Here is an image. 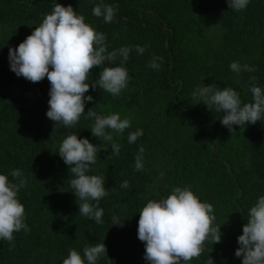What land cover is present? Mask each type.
Instances as JSON below:
<instances>
[{
	"label": "trees",
	"instance_id": "obj_1",
	"mask_svg": "<svg viewBox=\"0 0 264 264\" xmlns=\"http://www.w3.org/2000/svg\"><path fill=\"white\" fill-rule=\"evenodd\" d=\"M101 2L116 9L113 22L93 14ZM57 3L71 5L103 33L109 52L132 49L123 64L132 78L128 87L118 97L90 88L85 96L94 99L71 129L46 115L48 79L32 83L17 76L9 61V50L31 35ZM136 45L146 51L138 54ZM154 57H162L158 69L149 67ZM232 62L255 71L235 73ZM120 63L117 57L115 65ZM100 71L93 69L87 82L96 83ZM213 83L221 90L232 87L242 103L252 102L253 84L264 89V0H250L239 12L227 0H0V174L12 180L10 173L19 169L27 178L18 199L30 229L14 233L11 250L8 241L0 240V264H63L70 250L83 256L85 246L102 242L108 256L97 264H150L138 239L139 212L150 200L187 186L213 204L222 233L220 243H206L189 264H207L210 256L214 264H242L235 256L238 237L250 208L264 196V121L234 126L232 136L220 121L223 112L192 97L198 87ZM90 108L131 120L129 129L114 134L119 155L110 156L112 142L92 136L94 120L86 118ZM138 129L143 136L129 143V133ZM69 132L100 145L88 174L103 176L109 193L100 201L102 224L79 214L70 186L74 177L58 154ZM141 146L144 169L137 171ZM125 180L130 186L121 188ZM114 216L125 219L123 227L113 225Z\"/></svg>",
	"mask_w": 264,
	"mask_h": 264
},
{
	"label": "clouds",
	"instance_id": "obj_2",
	"mask_svg": "<svg viewBox=\"0 0 264 264\" xmlns=\"http://www.w3.org/2000/svg\"><path fill=\"white\" fill-rule=\"evenodd\" d=\"M227 2L230 9L239 12L247 8L250 0ZM93 14L111 23L116 9L101 2L93 8ZM135 50L141 55L146 51L139 45ZM131 51L129 47H121L109 52L103 33L86 23L85 17L78 15L71 5L57 3L31 35L9 50V61L10 69L17 76L32 83L48 79L51 87L46 115L54 124L61 123L64 128L71 129L85 114L86 103L94 99L91 95L85 96L90 88L99 87L118 97L128 87L132 78L123 64L128 61ZM117 57L121 60L119 66L115 65ZM161 60L162 57H154L149 67L158 69L157 61ZM96 67L101 69L99 78L96 83L89 84L88 77ZM230 68L235 73L255 71L248 64L239 62H232ZM250 79L255 81L256 78ZM249 90L252 102L248 103H242L239 93L232 87L221 90L215 83L198 87L192 97L197 104L203 103L211 111L223 112L220 121L233 136L236 134L234 126L241 128L264 121V89L253 84ZM93 109L87 110L86 117L94 120L90 129L92 136L112 142L110 156L119 155L120 145L114 142V134L129 129L131 120L122 119L119 113L99 115ZM143 134V129L129 133L128 142L135 143ZM99 146L69 132L58 154L69 166L70 176L74 177L70 179V186L77 197L79 214L102 224L104 212L100 201L109 193L103 176L88 174L97 161ZM144 152L141 146L135 157L137 171L144 169ZM10 175L12 180L8 175L0 174V240L9 242V250L14 248V233L30 231L25 223V206L18 199L20 189L27 187L28 180L19 169L12 170ZM129 186L127 180L120 185L121 188ZM214 212L213 204L202 202L191 186L174 187L166 198L147 202L139 212L138 221V239L145 244L144 259L150 264H189L198 259L205 251L206 243L214 245L222 240L221 226L215 223ZM112 220L113 225L124 226L125 219L114 216ZM238 244L235 256L242 258V264H264V196L250 208ZM107 253L104 242L96 243L85 246L83 256L75 249L70 250L63 264H97ZM207 264H214L211 256Z\"/></svg>",
	"mask_w": 264,
	"mask_h": 264
}]
</instances>
